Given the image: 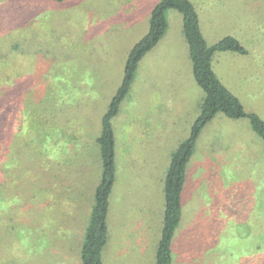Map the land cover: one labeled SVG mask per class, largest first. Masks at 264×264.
<instances>
[{
  "label": "rangeland",
  "instance_id": "rangeland-1",
  "mask_svg": "<svg viewBox=\"0 0 264 264\" xmlns=\"http://www.w3.org/2000/svg\"><path fill=\"white\" fill-rule=\"evenodd\" d=\"M157 1L0 0V13L17 10L0 18L1 54L9 53L7 69L17 67L10 80L13 71L4 74L10 97L0 109V264H81L100 119ZM191 1L209 44L231 35L245 47L246 54L215 52L212 68L264 121V0ZM165 15L163 37L139 61L112 120L121 129L135 110L137 136L121 130L115 139L109 209L120 223L114 230L108 221L104 264H155L170 155L204 94L182 15ZM186 178L171 264H264V140L249 118L218 112L196 141ZM122 238L131 250L117 254Z\"/></svg>",
  "mask_w": 264,
  "mask_h": 264
},
{
  "label": "trees",
  "instance_id": "trees-1",
  "mask_svg": "<svg viewBox=\"0 0 264 264\" xmlns=\"http://www.w3.org/2000/svg\"><path fill=\"white\" fill-rule=\"evenodd\" d=\"M57 2L63 0H55ZM17 6V5H15ZM9 8V7H8ZM173 8L182 15V31L188 47V54L192 64V74L204 96L200 104L197 117L191 124L188 136L179 143L170 156V162L164 178V212L163 226L156 250V264H171V243L176 228L181 219V193L186 177V166L194 151L196 141L203 127L221 112L230 118L247 117L254 131L264 140V121L253 112H246L238 97L224 86L212 68V58L217 51H234L246 54L245 47L237 38L226 35L218 41L209 44L199 24L197 9L191 0H158L153 6L147 32L129 50L123 68L120 85L110 99L100 119V130L96 137L99 150L100 175L93 189V201L88 212L85 232L80 248L81 264H104L102 250L107 241V212L109 196L115 180V132L113 118L118 114L122 101L128 95L134 80L139 61L163 37L166 29L167 9ZM15 9H5L0 18L12 15ZM13 44L10 49H16ZM0 48V109L5 110L10 96L8 80L14 77L16 65L9 68L13 71L8 80L4 76L10 72L7 69L8 54ZM15 55V54H13ZM11 59V58H9ZM10 61V60H9Z\"/></svg>",
  "mask_w": 264,
  "mask_h": 264
},
{
  "label": "crops",
  "instance_id": "crops-1",
  "mask_svg": "<svg viewBox=\"0 0 264 264\" xmlns=\"http://www.w3.org/2000/svg\"><path fill=\"white\" fill-rule=\"evenodd\" d=\"M189 55V54H188ZM191 69H192V64H191ZM197 84V83H196ZM154 93H156L157 92V90H154L153 91ZM203 96H204V94H203ZM202 99H203V97H202ZM202 99H201V102H202ZM201 102H200V104H201ZM200 104H199V109H200ZM120 112H122V109H120L119 110V114H120ZM135 110H131V112H130V116H131V118H132V121L131 122H124V123H122V128L121 129H118V127H117V125H116V127H115V130H114V132H115V139H116V137L117 136H119L120 135V131L121 130H125V132H124V134H128V133H130V135H131V137L133 138L134 136H137V132H135L133 129H134V127H135V125H136V123H137V115H135ZM131 113H132V115H131ZM117 116V115H116ZM197 117V116H196ZM195 117V118H196ZM149 123H151V120L149 119ZM164 123V122H163ZM134 126V127H133ZM144 126V125H143ZM131 127H132V129H131ZM145 128H147L146 126H144ZM144 127H142V129L140 130V136H141V138H142V140L144 139V137H145V135L143 134V132L142 131H145L146 132V130H145V128ZM148 128H149V126H148ZM100 130V129H99ZM122 134H123V132H122ZM179 145V144H178ZM177 145V146H178ZM176 146V147H177ZM176 149V148H175ZM171 156V155H170ZM169 162H170V159H169ZM168 166H169V164H168ZM187 167V166H186ZM168 169V168H167ZM100 171H101V167H100ZM99 175H100V172H99V174H98V178H99ZM98 178L95 180V183L97 184V182H98ZM164 178H165V176H164ZM115 179H116V170H115ZM187 178L185 177V182H184V185H185V183H186V180ZM114 182H115V180H114ZM96 184L94 185V186H96ZM184 185H183V188H184ZM163 187H164V182H163ZM183 190V189H182ZM91 191H92V188H91ZM112 191V190H111ZM164 193V192H163ZM110 195H111V193H110ZM90 207H91V204H90ZM110 196H109V205H108V212H107V219H106V222H107V228H108V221H109V223H110V225L113 227V225H114V230H115V228H116V226H118V224L120 223L119 221H120V217H118V214L116 215V216H112V211H110ZM164 212V211H163ZM185 219V218H184ZM147 222V224H149L148 223V221H146ZM134 225V224H133ZM137 225V224H136ZM162 226H163V219H162ZM180 229V228H179ZM161 230H162V227H161ZM179 231V230H178ZM115 235H116V237L118 238V236H119V231H115ZM160 235H161V231H160ZM159 239H160V237H159ZM107 241H108V235H107ZM107 241H106V243H107ZM158 242H159V240H158ZM119 243H120V245H124L123 246V248H117V250H116V252H117V254H121V253H123L125 250H127V252H129L130 250H131V246H129V245H131V240L129 239V238H122V239H120L119 240ZM173 245V244H172ZM126 246H129L128 248L126 247ZM157 246H158V244H157ZM172 247V246H171ZM111 248H109L108 249V251H110L111 252ZM156 250H157V247H156ZM108 251H107V253H108ZM102 259H103V256H102ZM104 262V261H103ZM155 264H156V252H155Z\"/></svg>",
  "mask_w": 264,
  "mask_h": 264
}]
</instances>
